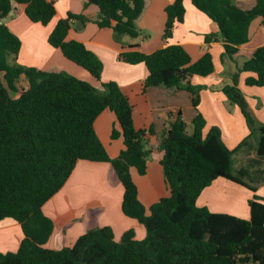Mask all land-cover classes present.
Returning a JSON list of instances; mask_svg holds the SVG:
<instances>
[{"label": "trees", "instance_id": "obj_1", "mask_svg": "<svg viewBox=\"0 0 264 264\" xmlns=\"http://www.w3.org/2000/svg\"><path fill=\"white\" fill-rule=\"evenodd\" d=\"M185 1L175 0L167 7L164 39H170L176 26L184 22ZM190 1L218 26L217 33L205 35L206 44L222 41L223 58L232 61L240 46L248 42L252 21L260 17L264 25V0H257L250 10L241 9L236 0ZM88 2L100 9L95 22L100 28H111L117 41L142 35L137 22L145 0ZM16 5H24L27 17L44 26L57 13L51 0H0V22ZM89 21L84 15L69 13L57 22L49 43L89 71L103 90L66 72L18 65L22 42L8 24L0 23V222L14 220L24 233L16 252H0V264H264V200L256 194L258 186L264 185V124L252 117L238 86L239 75L244 72L254 75L247 78L248 86H264V46L237 68L232 84L221 89L241 109L250 131L234 149L224 143L219 128L212 127L204 134L206 119L198 109L203 86L194 85L192 79L214 73L210 52L197 62H192L180 44L151 54L130 45L120 54L128 64L146 65L143 92L158 86L187 91L196 110L192 133L179 114L160 139L161 166L170 195L155 203L148 214L131 169L146 174L152 153L147 137L153 130L136 128L129 96L118 83L102 81L103 63L99 57L85 44L67 41L74 22L84 26ZM22 74L29 88L20 91L18 80ZM105 109L116 114L125 144L113 159L94 129L95 120ZM119 135L113 130V138ZM243 149L253 152L254 157L246 168L236 169L234 155ZM80 160L112 165L124 187L122 210L145 227V239L136 240L130 230L116 241L113 229L105 226L87 231L71 247H45L54 223L43 207L64 187ZM219 178L254 193L248 202L249 219L198 206L201 193Z\"/></svg>", "mask_w": 264, "mask_h": 264}, {"label": "crops", "instance_id": "obj_2", "mask_svg": "<svg viewBox=\"0 0 264 264\" xmlns=\"http://www.w3.org/2000/svg\"><path fill=\"white\" fill-rule=\"evenodd\" d=\"M51 1L55 2L57 13L47 26L32 22L26 15L24 5H16L14 8L13 16L7 24L22 42L16 63L47 72H66L103 90L101 82L89 71L68 60L59 49L49 43V36L57 22L69 13L84 15L90 19L84 26L74 22L67 41L81 42L99 57L103 63L102 81L118 83L129 96L136 128L153 130L147 137V147L152 153L146 174L140 175L135 168L131 169L139 199L148 214L155 203L170 195L161 166L162 153L158 148L160 139L179 114L187 123L188 132L192 133L196 110L192 96L187 91L158 86L143 92V82L148 76L146 65L128 64L120 58V54L129 50L130 45H136V49L142 53L151 54L168 45L180 44L189 53L192 62H197L206 52H210L215 65L214 73L207 77L194 76L192 79L194 85L203 86L198 109L206 119L204 134L212 127L219 128L224 143L231 149L236 148L249 135L250 131L241 109L229 101L221 89L232 84V76L237 68L250 59L257 48L264 46L262 18L252 21L249 40L240 46L235 60L232 61L227 57L223 58L222 41L206 44L205 35L217 33L218 26L190 0L185 1L184 22L176 26L173 36L168 40L164 39L166 9L175 0H145L144 11L137 22L142 35L137 39L126 37L121 42L115 39L111 28L98 26L95 19L99 16L100 9L88 0ZM236 3L241 9L250 10L257 0H236ZM252 76V73H241L238 86L252 117L256 122L264 124V86H248L246 80ZM20 84H23V88H20ZM18 87L20 91L29 88L25 74L18 80ZM94 129L109 157H118L125 144L116 114L105 109L95 120ZM113 130H117L120 135L113 138ZM253 157V152L247 153L246 149L239 151L234 155L235 168H246L245 158ZM261 168L264 169V159ZM256 194L264 200L263 184L258 186ZM253 195L250 189L219 178L201 193L197 204L213 213H226L249 219L251 213L248 202ZM123 196L124 187L110 163L78 161L64 187L43 207L45 215L54 223V232L45 247L52 250L71 247L87 231L105 226L113 229L116 241H120L130 230L134 231L136 240L145 239V227L138 220L124 214ZM23 239L24 233L18 222L11 219L0 222V252H16Z\"/></svg>", "mask_w": 264, "mask_h": 264}, {"label": "rangeland", "instance_id": "obj_3", "mask_svg": "<svg viewBox=\"0 0 264 264\" xmlns=\"http://www.w3.org/2000/svg\"><path fill=\"white\" fill-rule=\"evenodd\" d=\"M21 83H22V82H21ZM19 86H20V88H23V84H20ZM21 90H22V89H21ZM190 128H192V126H191ZM189 133H191V131H190ZM255 139H256V138H255V136H254V137H252V140H251V141L254 143V142H255ZM247 153H249V152L247 151ZM245 156H247V155L245 154ZM248 161H249V159H248V158H245V161H244V162H246V163L248 164ZM238 163H239V166H240V165H241L240 162H238ZM234 167H235V161H234ZM235 173H236V172H235Z\"/></svg>", "mask_w": 264, "mask_h": 264}, {"label": "water", "instance_id": "obj_4", "mask_svg": "<svg viewBox=\"0 0 264 264\" xmlns=\"http://www.w3.org/2000/svg\"><path fill=\"white\" fill-rule=\"evenodd\" d=\"M12 16H13V11L10 13L8 17L3 18L0 23L7 24L11 20Z\"/></svg>", "mask_w": 264, "mask_h": 264}]
</instances>
